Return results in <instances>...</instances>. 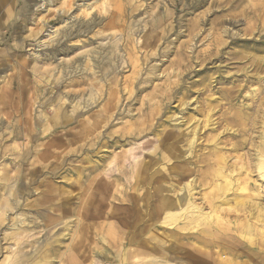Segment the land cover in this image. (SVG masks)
I'll list each match as a JSON object with an SVG mask.
<instances>
[{
	"label": "bare ground",
	"instance_id": "1",
	"mask_svg": "<svg viewBox=\"0 0 264 264\" xmlns=\"http://www.w3.org/2000/svg\"><path fill=\"white\" fill-rule=\"evenodd\" d=\"M101 4L102 7H105V2ZM48 5H51L50 2ZM84 6L83 11H86L87 16L90 15L91 5H86L85 8ZM121 10L122 8L119 9V11ZM155 16H159V13L153 11L149 23L146 22L144 25L145 35L139 39V46L134 43L131 49L128 48L132 43L131 37L134 32L131 27L127 34L123 29L122 34L119 35L125 42L123 52L127 56L123 61L121 73L130 70L131 77L119 80L116 73L113 78L107 79L117 69L116 65L111 64L112 56L115 58L116 52L120 53V48L116 43L117 34L113 33L114 35L109 37L111 40L109 39L107 44L104 43L108 40L106 38L97 46L99 52L102 53L108 48L106 45L114 46L112 56H107V59L101 55L98 56V50H91L90 46V49L86 50L81 48L77 54L76 51L74 52L80 58L84 54L88 57L82 72H91L94 79L89 84L76 82V89L70 82L74 89L71 93V89L66 86L59 97V107L63 108L66 96L77 99L76 103L71 106V115H67L63 110L57 112L52 125L46 123L42 126V133L47 132L53 126L71 124L73 118L77 127L83 131L82 139L90 137V134L84 132L91 130V133L95 135L91 138L92 141H95L99 134L102 139L105 134V138L111 139V141L105 139V143L115 141V145H118L126 141L131 143V141L139 140L151 133L152 125L149 126L147 122L152 121L156 109L154 112L153 110H150L149 113L144 112L143 117L145 118L140 116L139 119H135L132 109H128L126 118H121L124 122L121 131L100 133V130L109 124L114 115L116 116L117 110L122 107L123 101H125L120 95L122 84H126L123 90L132 94L133 91L125 89L133 83L135 77L143 72L144 65L158 55L156 48L163 40L164 35L167 34L166 31H171V29H166V26H163L164 22L158 21ZM93 20L95 19L93 18ZM83 22L85 21L83 20ZM222 23L223 20L211 22V27H214L212 37L207 41L206 47L198 53L202 65L209 61L211 56H218L220 47L225 44L226 39L223 35L227 33V30L222 29ZM84 24L87 26L86 29H91L96 23L93 21L91 25ZM201 24L202 20L200 19H195L188 24L189 39L186 42H181L175 50L176 58L179 59L180 64L187 59V50L191 47V42L201 33ZM78 25L79 28L76 31L79 34L80 27L83 26L82 21ZM160 30H163L164 34L151 35L153 31ZM58 32L53 30L50 33L53 34V37L50 35L52 40ZM106 37L108 36L106 35ZM94 53L97 54V57L92 56ZM75 54L72 56L74 57ZM90 57H96L94 64L91 63ZM59 61L61 62L55 69L36 64L33 71L47 83L49 82L47 79L56 74L57 67L61 66L62 69L69 70L74 64L73 62L71 65L72 57L69 54ZM258 61V63H262L264 58H260ZM179 62L174 59L168 61L167 69L177 68ZM79 65L80 63L74 71L79 70L78 68L81 67ZM258 65L261 66V64ZM157 66L154 64L149 69L145 84L150 83L149 78L153 76L156 80H160L158 74L156 75L159 70ZM72 71L64 73L70 74L71 78L76 74ZM62 73L63 70L58 72L59 75ZM103 79L107 81V84L100 85L99 83ZM263 82L264 78L261 80V83ZM242 88V86L239 87V89ZM157 90L155 84L148 95L150 100L156 98L154 93ZM228 99L229 106H231L234 105L232 103L238 99V96L234 100L231 97ZM100 102H103L100 109L82 122L77 121V118L74 117L75 112L88 108L90 103L93 106ZM255 102L256 106L251 108L252 113L242 109L237 116L229 118L230 123L224 121L227 123L223 129L227 133V135L224 134L226 136L224 147H228L226 154L217 153L219 144L215 140L212 142L211 157L209 155L206 157L205 153L196 154L195 147L201 139L199 137L203 126L196 122V126L187 132V138L183 141L184 132L180 131L183 116H174L169 119L173 124L172 129H176L177 132L174 133L171 129L158 131L159 133L155 134L157 139L155 146L145 155H136L141 146H135L128 152L121 151L106 165L94 163L85 177L89 179V182L83 189V195L79 201L80 207L77 210L70 207L66 201L70 192L64 190L63 187L62 189L54 187L44 178L38 179L40 176L54 173L52 171L50 173L47 165L42 164L47 155L52 153L48 149H44L38 155L40 160L36 164L33 162L29 164L30 169L24 176L22 175V165L28 162L25 159L28 153L20 155L19 164L14 162L12 164L11 161L8 165L4 159L3 175L0 176V228H4L1 240L4 245H0V254L8 252L10 255L6 254L1 264H53L56 260L65 264H89L93 258L101 259L102 262L97 261L98 264H189L183 260L184 256L193 264H214L212 260L216 259L219 264H230L232 259H228V256H237L234 259L243 258L244 260L240 264L254 262L259 256L262 257L261 262H264V248H261L255 242L256 238L252 236L256 233L264 236V97L258 98ZM184 104H186V108L189 106L187 101ZM186 108L183 110L186 111ZM183 110L179 112V115L183 114ZM213 111L214 109H210L204 117L205 127L210 128L212 132L215 131V125L218 124L212 118ZM227 112L226 110L218 120H225ZM233 124L240 125L241 129L231 133ZM237 134L241 135L240 140L237 139ZM183 142L186 144L182 145ZM49 144L51 143L47 142L46 147ZM174 161L178 164L172 166L173 164L170 163ZM99 169H101L100 172H98ZM196 169L203 177L211 170L213 175L216 174L222 178V183L213 187V192L216 191L217 197L205 192L207 187L203 188V186L206 184L199 183L196 178H192L189 182L185 180ZM91 174L94 176H90ZM55 175L53 174V176ZM22 177L26 181L25 185L22 183ZM79 178L78 176L77 180ZM31 186L36 188L34 190L35 198L30 203L27 198L21 201L27 194L29 196ZM40 187H44V190L38 192L37 189ZM55 193L58 197H65L64 201L60 199L54 201ZM46 208H48L47 214H45ZM233 216H235V220L241 218L234 225L239 227V238L231 239L232 243H230L227 255L220 252L221 243L217 244L216 247L220 246L217 250L205 248L209 246L205 237L200 239L201 244L188 242L193 236L191 231L199 229L200 234L207 236L214 221L221 223L223 221L226 224L229 221L227 218ZM63 217L69 220L64 224V233L54 238L51 235L52 230L58 226ZM173 239L179 240L180 246L190 245L191 248L183 249L172 241ZM140 257L142 260H139Z\"/></svg>",
	"mask_w": 264,
	"mask_h": 264
},
{
	"label": "rangeland",
	"instance_id": "2",
	"mask_svg": "<svg viewBox=\"0 0 264 264\" xmlns=\"http://www.w3.org/2000/svg\"><path fill=\"white\" fill-rule=\"evenodd\" d=\"M49 2L51 5H48ZM102 2H105V7H102ZM84 5H91L92 7L88 16L86 11H83ZM120 8H122L121 11H119ZM153 11L159 13V16L155 17L158 21H163V26H166V29H171V31H166L167 34L164 35L163 40L156 48L158 55L144 65L143 72L135 77L133 83L125 89L133 91L132 94L126 93L127 91L123 90L126 84H122L120 89L123 93L121 91L120 95L125 101H123L122 107L117 110L116 116L114 115L111 118L109 124L101 129L102 131L100 130V133L121 131L124 124L121 118H126L128 109H132V115L135 119H139L140 116L145 118L143 117L144 112L149 113L150 110L154 112L156 109L152 121L147 122L149 126L152 125L151 133L139 140L131 141V143L126 141L118 145H115V141L105 143V139H107L105 134L102 139L99 134L95 142L91 140L92 137H95L91 130L84 132L91 136L82 139L83 131L80 127H77L73 117L71 124L53 126L47 132L42 133V126L46 123L52 125L57 112L63 110L67 115H71V106L76 103L77 99L66 96L63 108L59 107V97L66 86L71 89V93L77 87L76 82L89 84L94 79L91 72H82L88 57L85 54L81 58L78 57L76 55L78 51L81 48L82 50L90 48L91 50H98L97 46L103 39H108L104 42L107 44L109 39L111 40L109 37L117 34L116 43L120 48V53L117 51V56L114 58L112 56L114 46L106 45L108 48L104 51L105 53L103 52V54L98 50V56L101 55L106 59L107 56H112L111 64L113 63L117 67L116 71L111 73L107 79L113 78L116 73L119 80L131 77L130 70L121 73L123 61L127 56L123 52L125 42L119 35L122 34L123 29L127 34L131 27L132 32H134L131 37L132 43L128 48L131 49L134 43L139 46V39L145 35L144 25L146 22L149 23ZM195 19L202 20L201 33L191 42V47L187 50L188 57L186 56L187 59L180 64L179 59L176 58L175 50L181 42H186L189 39L188 24ZM215 20H223L221 26L222 29L227 30V33L223 35L226 41L220 47L219 55L211 56L210 60L202 65L198 53L206 47L207 41L212 37L214 27H211V22ZM81 21L83 28L80 27L79 31L81 32L78 34L76 30H78V23L80 24ZM93 21L96 24L91 29H86L87 26L84 23L91 25ZM53 30L59 32L55 37L56 39L52 40L53 34L50 33ZM156 34L162 35L164 33L163 30L151 33L152 36ZM201 39L203 40L201 41ZM72 53L75 54L74 57ZM68 54L72 57L71 65L74 62L72 69L65 70L61 66L57 67L56 74L49 77L47 83L33 71L36 64L45 65L49 68L54 67L55 69L58 63L61 62L59 60H62ZM93 55L97 57V54L94 53ZM96 57H90L92 64H94V58ZM260 58H264V1L261 0H0V176L3 175L2 169L5 160L8 165L11 161L12 164L13 162L19 164L20 155H24L25 152L28 153L25 156L28 162L22 165V175H26L30 169L29 164L32 162L36 164L40 160L38 155L44 149H48L52 153L47 155L42 164L47 165L48 171H52L56 175H39L38 179L44 178L47 183L52 184L54 187L61 189L63 187L64 190L70 192L66 201L70 207L77 210L80 207L79 201L82 198L83 189L89 182V179L85 177L94 163L106 165L121 151L128 152L135 146H141L140 149H142V153L139 149L136 155H145L156 144L155 134L164 129H171L174 133L177 132L176 129H172L173 124L169 119L174 116H183L182 125L180 126V131L184 132L183 141L187 138V132L196 126V122L203 126L199 137L201 139L195 147L196 154L205 153L206 157L210 156L214 140L219 144L217 153L220 155L226 154L228 153V147H224V139L226 138L224 134L227 135V133L223 129L227 123H230L229 118L237 116L242 109L252 113L251 108L256 106L255 101L264 97V82L261 83L264 78V62L258 63ZM173 59L176 62L178 60L179 66L174 67V69H167L168 61L170 62ZM79 63L81 67L78 68L79 70L74 71ZM257 63L261 64L263 68ZM154 64L158 65L159 70L156 75L158 74L160 80H156L153 76L149 78L150 83H146L147 86L144 82L148 78L149 69ZM60 70H63L62 75L58 74ZM70 70H73V73L76 72L74 77L70 78V74L66 75L64 73ZM258 80L260 82H257ZM246 81L247 83H245ZM70 82L74 84V89ZM99 84H107V81L103 79ZM155 84L158 90L154 93L156 98L154 97L151 101L148 95ZM240 86L243 88L239 89ZM170 89L172 90L170 91ZM254 91L256 92L254 93ZM237 96L238 99L232 103L234 105L229 106L228 97L234 100ZM186 101L189 102L187 108L184 104ZM103 102L93 104V106L90 103L88 108L75 112L74 117L77 118V121L82 122L88 116L97 112ZM185 108L186 111L183 110ZM181 109L183 114L179 115ZM210 109H214L212 118L218 123L215 125L214 132L205 127L204 117ZM226 110L228 111L226 119L218 120ZM86 112L88 113L82 116ZM215 113L216 115H214ZM240 129V125L233 124L231 133ZM241 138V135L237 134V139L240 140ZM107 140L111 141V139ZM47 142L51 144L46 147ZM185 144V142L182 143V145ZM48 150L47 152H49ZM170 164L174 166L178 163L174 161ZM94 174L90 176H94ZM78 176L80 178L77 180ZM192 178H196L199 183L206 184V186H203V188L207 187L205 192L213 194L215 197L218 196L216 191L213 192V187L222 183L223 180L219 175H213L210 170L203 177L196 169L185 180L189 182ZM22 183L25 185L26 181L23 179ZM35 189L31 186L29 196L27 194L21 201L27 198L30 203L35 198ZM42 190H44V187L37 189L38 192ZM64 198L58 197L57 193L53 195L54 201L57 199L64 201ZM45 210V214H47L48 208ZM234 218L235 216L227 218L229 221L226 224L223 221L222 223L214 221L207 236L200 234L199 229L191 231L190 233L193 236L188 242L190 244H195V242L201 244L200 239L205 237L206 243H209V246L205 248L217 250L220 247H216L217 244L221 243L222 247L219 250L227 255L231 246L230 243H232L231 239L239 238V227L234 225L241 218L236 220ZM68 221L63 217L58 226L52 230L51 235L55 238L63 234L64 224ZM3 234L4 228L1 227L0 245H4L1 241ZM252 236L256 238L255 242L261 248H264V236L257 233ZM172 241L178 246L181 245L179 240L173 239ZM180 247L188 250L191 248L190 245ZM6 254L10 255L8 252L0 254V264ZM213 256L215 258V255ZM235 257L237 256H228V259H232L230 264H240L244 260L240 257L234 259ZM261 258L259 256L254 262L248 264H257L258 262L264 264V262H261ZM139 260H142V257ZM183 260L193 264L185 256ZM97 261L100 262L101 259L93 258L89 264H98ZM218 262V259L212 260L214 264H219ZM59 263L65 264L59 260L54 261L53 264Z\"/></svg>",
	"mask_w": 264,
	"mask_h": 264
}]
</instances>
